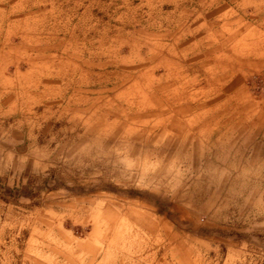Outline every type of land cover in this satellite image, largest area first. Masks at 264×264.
<instances>
[{
	"label": "rangeland",
	"instance_id": "obj_1",
	"mask_svg": "<svg viewBox=\"0 0 264 264\" xmlns=\"http://www.w3.org/2000/svg\"><path fill=\"white\" fill-rule=\"evenodd\" d=\"M7 11L31 43L0 26V264H264V0ZM167 87L184 138L134 118Z\"/></svg>",
	"mask_w": 264,
	"mask_h": 264
},
{
	"label": "crops",
	"instance_id": "obj_2",
	"mask_svg": "<svg viewBox=\"0 0 264 264\" xmlns=\"http://www.w3.org/2000/svg\"><path fill=\"white\" fill-rule=\"evenodd\" d=\"M12 16H13V14L9 13L8 11L2 12L0 15V26H3L6 22L10 21L9 26L6 29V33H5L4 37L2 38L3 41H1L3 48L4 47L9 48L10 47V44H9L10 37L16 36L17 34H20V36H21L22 42H20V46L25 45L27 43H31L30 39H28L26 36V33L30 31L29 21L20 20V19L12 20ZM21 24H23V26ZM139 45L141 46V44H139ZM21 47H20V49H21ZM171 67H173V68L171 69ZM164 69L167 73V76H169L170 74L173 73L172 71H174V70L176 71V65L172 64L170 62V60H167L164 63ZM148 84H150V83L148 82ZM165 90L166 91H162L163 97L157 98V102L160 104V106L162 107L163 110L161 109V110L153 111L151 113H147V112H145L147 110H145L143 107L142 108L138 107V108H136V111H135L136 116L134 118H142L141 119L142 121H140V122L144 125H146L149 122V120H151V118H152L154 120V126L155 127H157V128L161 127L164 130L169 128L171 130L176 131L177 134L184 135L183 136V138H184L185 135H187V132L184 131V128H185L184 125H181L178 123L172 124L168 118L165 119V118L161 117V113L163 111H166V112L170 111V104H171V100L173 99V91L169 90L168 87ZM49 95H51L50 92H48L46 94V96H49ZM127 216L131 217V214H128ZM126 226H127L126 223L120 224L119 227L116 229L119 231H122V229L128 230L129 226H127V227Z\"/></svg>",
	"mask_w": 264,
	"mask_h": 264
},
{
	"label": "water",
	"instance_id": "obj_3",
	"mask_svg": "<svg viewBox=\"0 0 264 264\" xmlns=\"http://www.w3.org/2000/svg\"><path fill=\"white\" fill-rule=\"evenodd\" d=\"M173 215H175V216H178V215H179V213H178V212H176V211H174V212H173ZM182 223H185V222L183 221Z\"/></svg>",
	"mask_w": 264,
	"mask_h": 264
}]
</instances>
